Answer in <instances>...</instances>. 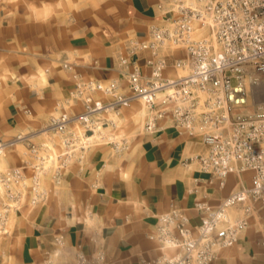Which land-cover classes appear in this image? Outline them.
<instances>
[{
    "label": "crops",
    "instance_id": "obj_1",
    "mask_svg": "<svg viewBox=\"0 0 264 264\" xmlns=\"http://www.w3.org/2000/svg\"><path fill=\"white\" fill-rule=\"evenodd\" d=\"M167 4L0 0V141L6 144L0 168L23 169L25 192L20 208L9 216L7 231L0 232V264H161L177 251L161 248L155 240L160 215L175 210L194 229L202 215L197 202L214 208L239 186H249L251 173L245 172L227 176L219 187L190 160L204 153L199 141L168 122L157 132L145 131L150 111L133 99L115 112L102 111V126L87 154L67 163L58 185L48 172L43 174L39 185L45 198L30 201V164L38 163V156L62 151L50 119L84 111L83 101L72 95L73 77L116 83L128 95L126 74L134 60L145 73L143 59L149 57L139 52L135 59L129 46L144 39L151 26L163 24ZM64 61L70 70L62 68ZM165 75L175 77L177 70L168 69ZM92 99L109 101L101 93ZM67 129L81 132L82 126L73 121ZM227 216L231 223H247L236 242L216 251L211 264H264V213L259 204L252 205L247 216L240 206L229 209Z\"/></svg>",
    "mask_w": 264,
    "mask_h": 264
},
{
    "label": "built area",
    "instance_id": "obj_2",
    "mask_svg": "<svg viewBox=\"0 0 264 264\" xmlns=\"http://www.w3.org/2000/svg\"><path fill=\"white\" fill-rule=\"evenodd\" d=\"M187 1L168 0L161 15L163 24L151 26L144 39L131 42L132 57L136 59L139 52H148L149 57L143 59L145 73L134 60L132 71L126 74L128 95L116 83L83 82L73 77L72 95L83 101L84 111L73 117L51 118L49 128L59 136L62 151L38 156V163L30 164V201L35 204L45 198L39 185L43 174L48 172L52 183L60 184L67 163L82 159L90 150L91 139L102 126L99 114L115 112L137 99L151 114L145 131L157 132L168 122L187 138L199 141L204 153L190 160H196L199 171L219 187L229 175L250 172L249 186H239L216 207L197 202L202 215L194 229L175 210L159 216L155 240L161 248L177 251L161 264H211L216 251L236 242L247 223L245 219L229 222V209L240 206L247 216L252 205L259 204L264 213V112L242 113L249 100L251 75L264 72V0H195V5ZM173 46L180 48L182 57L171 59L163 52ZM62 68L70 70L71 65L64 61ZM168 69L186 74L169 77L165 75ZM94 93L109 101L103 104L92 99ZM73 121L80 123L81 132L67 129ZM5 146L0 141V155ZM23 178L20 168L0 174L2 233L7 231L10 214L21 206Z\"/></svg>",
    "mask_w": 264,
    "mask_h": 264
},
{
    "label": "rangeland",
    "instance_id": "obj_3",
    "mask_svg": "<svg viewBox=\"0 0 264 264\" xmlns=\"http://www.w3.org/2000/svg\"><path fill=\"white\" fill-rule=\"evenodd\" d=\"M187 3H192L194 5L196 4L195 0H188ZM197 32H196V36L199 35V33H197ZM167 48H169V49H163V52L165 54H170V52L171 53L172 52L173 53L174 52L181 53V50L179 47L173 46V47H167ZM184 74H186V71L178 69L176 76H183ZM253 79H256V80L253 81ZM263 86H264V72H257V73L252 74L251 78H250V83L247 84V89L249 90V100H248L247 106L242 110L243 114H247L246 111H249V112L253 111L252 107H254L255 112L251 113L250 115L255 114V113L264 112V95H259V93L257 95H255V93H254L255 88H259V87L261 88ZM139 102H141V101H139ZM2 170L3 169L0 168L1 173H2Z\"/></svg>",
    "mask_w": 264,
    "mask_h": 264
},
{
    "label": "bare ground",
    "instance_id": "obj_4",
    "mask_svg": "<svg viewBox=\"0 0 264 264\" xmlns=\"http://www.w3.org/2000/svg\"><path fill=\"white\" fill-rule=\"evenodd\" d=\"M254 93H255V95H257L258 93H259V95H264V86L261 87V88H260V87H259V88H255V89H254ZM252 108H253V111H251V112L246 111L247 114H251V113L255 112L254 107H252Z\"/></svg>",
    "mask_w": 264,
    "mask_h": 264
}]
</instances>
